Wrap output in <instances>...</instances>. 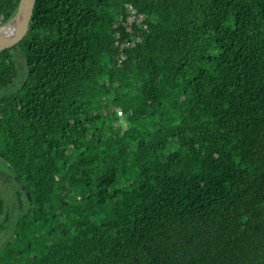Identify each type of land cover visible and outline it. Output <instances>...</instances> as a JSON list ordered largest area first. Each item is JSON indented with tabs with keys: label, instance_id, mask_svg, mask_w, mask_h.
<instances>
[{
	"label": "trees",
	"instance_id": "16d2710c",
	"mask_svg": "<svg viewBox=\"0 0 264 264\" xmlns=\"http://www.w3.org/2000/svg\"><path fill=\"white\" fill-rule=\"evenodd\" d=\"M35 1L0 50V264H264V0Z\"/></svg>",
	"mask_w": 264,
	"mask_h": 264
},
{
	"label": "water",
	"instance_id": "95a60500",
	"mask_svg": "<svg viewBox=\"0 0 264 264\" xmlns=\"http://www.w3.org/2000/svg\"><path fill=\"white\" fill-rule=\"evenodd\" d=\"M2 7V6H1ZM0 7L2 24L13 33L10 41L0 42V50L30 42L38 33L43 16L35 0H20L15 13ZM0 179H6L0 171Z\"/></svg>",
	"mask_w": 264,
	"mask_h": 264
},
{
	"label": "rangeland",
	"instance_id": "374dc122",
	"mask_svg": "<svg viewBox=\"0 0 264 264\" xmlns=\"http://www.w3.org/2000/svg\"><path fill=\"white\" fill-rule=\"evenodd\" d=\"M119 111V109H118ZM119 116V123L122 128L126 126V121L123 118V114H119L120 112H117ZM0 171L5 175L8 173V170H6L3 163L0 161ZM9 175V173H8ZM6 177V176H5ZM6 177V179H0V196L4 199L6 209L10 214V220L8 222L7 228L0 234V248L2 246V243L4 240H6L10 236V228L12 226L11 220H14L15 217L18 214V204L16 201V195L17 189L20 186L18 182L15 180L9 179Z\"/></svg>",
	"mask_w": 264,
	"mask_h": 264
},
{
	"label": "flooded vegetation",
	"instance_id": "af4514ba",
	"mask_svg": "<svg viewBox=\"0 0 264 264\" xmlns=\"http://www.w3.org/2000/svg\"><path fill=\"white\" fill-rule=\"evenodd\" d=\"M20 0H0V7L3 8V10L11 11L12 13H15L18 7V3ZM6 27L3 26L1 20H0V42H4L5 40L10 41L13 38L12 32H6Z\"/></svg>",
	"mask_w": 264,
	"mask_h": 264
},
{
	"label": "built area",
	"instance_id": "2783aa9c",
	"mask_svg": "<svg viewBox=\"0 0 264 264\" xmlns=\"http://www.w3.org/2000/svg\"><path fill=\"white\" fill-rule=\"evenodd\" d=\"M126 6L128 7L129 15L127 16L125 26H126V29L129 30L130 25L134 21L141 22L143 19V16L141 14L137 15L134 8L131 5L127 4ZM117 37H119V36H117ZM128 45H129V42H122L120 44V47L123 48V47H126ZM121 59H124L123 55L121 56ZM118 112H120L119 114H121V111H118Z\"/></svg>",
	"mask_w": 264,
	"mask_h": 264
},
{
	"label": "bare ground",
	"instance_id": "6f19581e",
	"mask_svg": "<svg viewBox=\"0 0 264 264\" xmlns=\"http://www.w3.org/2000/svg\"><path fill=\"white\" fill-rule=\"evenodd\" d=\"M6 32L8 33V32H10V30L9 29H6ZM13 34V33H12ZM12 36H14V35H12Z\"/></svg>",
	"mask_w": 264,
	"mask_h": 264
}]
</instances>
